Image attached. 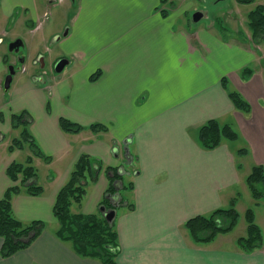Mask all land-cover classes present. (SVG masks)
Returning a JSON list of instances; mask_svg holds the SVG:
<instances>
[{"label": "crops", "instance_id": "1", "mask_svg": "<svg viewBox=\"0 0 264 264\" xmlns=\"http://www.w3.org/2000/svg\"><path fill=\"white\" fill-rule=\"evenodd\" d=\"M34 6L40 7L38 0H0V38L11 41L20 36L30 44L29 65L39 42L44 46L49 40L45 28L28 26L24 7ZM160 9L158 0H82L69 19L68 37L58 43L56 58L64 55L70 61L66 73L50 86L51 92L27 80L13 100L11 106L18 105L15 112L24 113L41 156L29 146L27 151L9 152L13 137L2 145L0 200L15 184L7 167L21 162L16 161L21 155L24 160L31 157L43 194L15 196L13 214L24 223L42 221L46 227L27 249L7 258L0 255V264H101L78 256L55 236L56 196L82 154L98 160L103 169L88 183L85 199L73 205V213H99L109 185L105 167L123 171L124 185H132L130 194L122 190V183L118 190L121 199L126 196L133 204L130 211H116L118 264H264V245L246 254L227 235L219 237L227 241L221 245L218 239L197 244L184 228L187 220L217 209L234 207L239 215L248 209L241 207L251 195L244 183L245 167L235 154L240 148L223 140L205 150L198 133L210 120L231 124L241 136L240 147L241 141L248 147L242 159L264 168L263 83L255 75L241 79L253 53L239 43L222 41L213 21L189 30L184 24L176 26L171 16H161ZM223 77L251 104L253 122L235 113L221 84ZM60 119L84 130L63 132ZM93 124L104 125L106 131L89 130ZM263 204L264 200L257 208Z\"/></svg>", "mask_w": 264, "mask_h": 264}, {"label": "trees", "instance_id": "2", "mask_svg": "<svg viewBox=\"0 0 264 264\" xmlns=\"http://www.w3.org/2000/svg\"><path fill=\"white\" fill-rule=\"evenodd\" d=\"M165 2L167 0H161ZM238 4H253L256 0H235ZM165 15V12L163 13ZM248 27L252 35L258 36L264 31V7L256 6L248 13ZM244 78L248 79L252 71L245 69ZM222 86L228 88V80L223 78ZM232 103L239 111L249 112L248 103L241 95L231 90L228 93ZM60 129L63 132L80 133L84 127L73 123L67 119L59 120ZM12 128L19 131L13 137L8 151L12 152L23 148L22 138L28 142L29 149L35 156H41L36 145L33 143L28 132L24 113L12 115ZM89 130L98 133L106 131V127L101 124L89 126ZM239 138L237 132L229 125H220L216 120H210L199 129L198 140L205 150H212L219 146L223 140H236ZM241 150L240 152H243ZM46 161L48 157H43ZM103 169L101 163L82 154L75 163L66 183L59 189L55 204L53 206V216L57 220L58 227L55 236L70 245L72 250L82 258H91L100 261L101 264H117L116 258L119 254L120 246L118 234L115 228V221L109 224L100 213L83 214L73 213V205H80L87 194L89 182H95ZM108 176V188L105 195H114L115 184L122 183V190L126 194L132 191V185H124L123 176L118 169L105 167ZM264 168L255 166L247 182L252 196L256 202L264 197ZM6 174L15 183L10 186L0 200V238L2 246L0 255L3 258L10 257L15 253L27 249L45 230V223L42 221H31L24 223L18 220L13 214V199L15 196L25 193L31 196L43 194V187L36 182L37 170L32 165V158L27 157L24 162H12L6 169ZM107 209H114L113 205L104 197L100 203ZM125 207L129 211L133 209L126 196L119 202V209ZM247 222V229L244 236L237 238L236 244L243 252H250L261 248L263 235L260 227L255 222L254 210L247 209L244 214ZM240 215L238 211L231 207L229 209H217L208 215H198L187 220L184 228L197 244H206L219 235L230 233L237 225Z\"/></svg>", "mask_w": 264, "mask_h": 264}, {"label": "rangeland", "instance_id": "3", "mask_svg": "<svg viewBox=\"0 0 264 264\" xmlns=\"http://www.w3.org/2000/svg\"><path fill=\"white\" fill-rule=\"evenodd\" d=\"M38 1L42 2L41 5H43L44 7V0H38ZM258 5H261L264 7V0H256L255 3L249 4V5L238 4L235 0H169V2L163 8L159 7V9L161 8L159 12L161 16H164V17L171 16V18L175 19L176 26L177 25L181 26V24H184L186 29L190 27L189 30H194L197 27H203V26L207 27L208 26L207 23L209 21L211 22L213 21L215 22L214 25L217 26V30L215 33L216 35L220 37V39H222V41L226 42V44L233 43L234 45L239 43V45L244 46V48L250 49L253 54H251V56L249 57L250 63L247 65V67L249 68L250 71H252V74L250 75L248 79H245L244 75L246 74L241 72V75H242L241 79L244 81H248L251 77H253V75H255L254 79L258 82L263 83L261 93H263L264 95V31L260 35L254 36L252 35V31L248 27V23H249L248 13L251 10L255 9L256 6ZM69 7H70L69 2L66 0L63 7L60 6L58 8H53L50 15L46 17L47 19L46 25H44L43 28H45V34L49 36L47 47L50 50L46 52V50H44L43 48L41 51V48L43 47L41 42H39V44L37 45V51L34 56L36 57L40 53V56L43 57L45 60V63H44L45 69H47L49 73H50V66L56 60L58 47H59V44H56V43L54 46H52L50 44V41L54 36L53 34L56 32L57 29H59V27H61L62 24H68L69 18H67V15L70 12ZM43 11L44 10H41L39 12L42 13ZM164 12H165V15L163 14ZM195 12H202L204 14L203 19H201L197 23H194L192 21V16L194 15ZM210 25H213V24H210ZM60 29L64 31L66 29V25H64ZM26 37L30 39L29 35H27ZM9 38H12V37H9ZM7 43H8V39H4V43L0 47V57L5 52ZM30 46H31L30 44L29 45L27 44V51H25V53L31 52ZM8 65H9V62L7 60L3 61L0 58V133L1 135L5 137V141L0 142V145H1L0 155L2 153V150H1L2 145H4V143L7 142V140H9L10 137H15L19 133V131L12 129V114L19 115L20 112H15L17 110L18 105H15L13 108L11 104L13 100L15 101L19 97V92L22 86L25 85V82L30 79V75H31L30 72L34 71L33 67H31V71H28L27 74L24 73L22 70L17 71L12 78L10 88L8 89V91H4L2 85H3V81L5 80V77L7 74ZM55 75H60V74L56 73ZM223 78H226V77H223ZM223 89L227 93V96H228L229 91L231 90H234L241 95V97L248 103L249 112L244 113L242 111H239L238 109H236V107L232 103L234 106L235 113L237 112V114L243 116L244 119L246 118L248 122L249 121L253 122V120H251V117H252V111L254 110H252L253 108L251 104L241 94V92L237 90L236 87L233 86L229 80H228V88L225 89L223 87ZM11 108H12V111H11ZM256 111H257V108H256ZM226 125H229L231 126V128H233V126L229 123ZM233 130L237 132L236 127L233 128ZM237 134L238 136H240L238 132ZM19 140L21 141V145L23 146L24 150L25 151L29 150L27 149L28 142L26 141V139L22 138V140L21 139ZM237 140L239 139L237 138L236 140H231L234 142H230V143L237 146V148L238 147L240 148L235 152V154L238 155L239 161L244 165L243 168L245 167L244 172L246 176L244 179V183H246L245 185L249 190V195H251L249 196V198L248 196H245L244 200L242 201L241 207L244 204L246 208L252 209L255 211V215L257 216V218L255 219V222L256 224L258 223L259 226H261L264 231V204H263V208L261 207L257 208L263 202L264 197L259 202H256L252 196V193L249 189V185L247 182V179L251 175L253 168L255 166H260V165H257L254 163H253L254 165H251L252 160H248V158L242 159L243 155H246L248 147L247 145L245 146L241 140L240 141L243 146L240 147V142ZM241 150H244V151L240 152ZM16 155L17 154L11 155V158H14ZM250 157H251V153H250ZM16 161L24 162L23 155H21L18 159H16ZM239 166H242V165L239 164ZM237 201L238 199L236 197L233 202L236 203ZM240 213L241 215L238 221L239 223H237L236 227L230 233L224 234V235H227L228 241L235 240L236 242L237 238L244 236L246 233L247 222L245 220V217L242 211ZM219 237H221V235L215 237V239H218L216 240V243H218V245H221L220 243H222L225 240L223 239L220 240ZM263 245L264 244L262 243V246ZM238 249L241 250L239 247ZM253 251L246 253L241 250V252L246 253V254L251 253ZM120 253H121V248L116 258V262H117V259Z\"/></svg>", "mask_w": 264, "mask_h": 264}, {"label": "flooded vegetation", "instance_id": "4", "mask_svg": "<svg viewBox=\"0 0 264 264\" xmlns=\"http://www.w3.org/2000/svg\"><path fill=\"white\" fill-rule=\"evenodd\" d=\"M66 0H44V7L42 4V2L40 3V7H38L37 9H39V11L44 10L42 13L39 12V14L41 15L39 17V19H34L33 16L36 14V6L34 7H24V11H25V15L28 17H30L29 21H28V26L30 27L31 24H33V29H40L41 27H43L46 24V17L50 15L51 11L53 8H58V7H63L64 3ZM69 2L70 5V12L67 15V18L71 19L72 14L74 12V9L77 8L81 3L82 0H67ZM169 2V0L162 2L161 0H158L159 3V7L163 8L167 3ZM38 11V10H37ZM28 17V18H29ZM32 17V18H31ZM204 17V16H203ZM203 19V18H202ZM36 20V21H35ZM69 23V22H68ZM66 25V29L63 31L62 29H60L59 31L55 32L53 35V38L50 41V44L52 46L58 43H61L63 41H65V39L68 37L69 35V24H63V26ZM62 27V26H61ZM39 32V31H38ZM17 40H20L23 44V46H21L20 41H18L19 46L18 47H13L12 50H9V44H11L12 42H15ZM4 43V38H0V47L3 45ZM47 43L48 41L45 43V45L41 48H44V50L49 51L50 49L47 47ZM6 50L5 52L1 55V59L7 60L9 62V65L7 66V75H9L10 73H12V78L15 75V73L17 71L22 70L24 73H28V71H31V67L34 68V71L30 72V79L34 80L37 84L41 85V87L43 89H45L48 92H51L50 86H54L56 83V79L63 75L64 73H66V69L68 68V66L70 65V61L69 59L62 55L58 58H56V60L52 63V65L50 66V73L47 71V69H45V60L43 57L40 56V53L35 57V59L29 64H27V53H25V51H27V44L25 42V40L22 37H16L15 39L8 41L7 45H6ZM51 46V47H52ZM50 47V48H51ZM63 65V69L61 72H57V69L59 68V64ZM56 73H59L60 75H55ZM5 77V78H6ZM29 79V80H30ZM5 81V80H4ZM4 81H3V89H4ZM12 82V79H11ZM11 82L9 85V88L11 86ZM8 88V89H9ZM4 89V91H8ZM23 113V112H21ZM14 115V114H12ZM13 130H15L14 128H12ZM118 172L121 174L122 171L118 169ZM109 176V174H108ZM121 182H117L115 184V189L118 191L120 189V184ZM119 191L116 192L114 195H104V197L110 202V204L113 205L114 209H107V210H115L117 211V209H115V207L117 208L119 205V202L121 201L120 196L118 195ZM100 207V205H99ZM99 209V208H98ZM100 213V212H99Z\"/></svg>", "mask_w": 264, "mask_h": 264}, {"label": "water", "instance_id": "5", "mask_svg": "<svg viewBox=\"0 0 264 264\" xmlns=\"http://www.w3.org/2000/svg\"><path fill=\"white\" fill-rule=\"evenodd\" d=\"M203 16H204V14L202 12H195L194 15L192 16V21L194 23H197L203 18ZM18 41H20V40H17L15 42H12L11 44H9V50H12L13 47H18L19 46ZM20 43H21V46H23L21 41H20ZM63 65H64V63L59 64V68L57 69V72H61L62 71ZM11 79H12V73L7 75V77L5 78V81H4V89L5 90H7L9 88ZM98 210H99L101 216L109 224H111L115 220V216H116V211L115 210H107L104 206H100Z\"/></svg>", "mask_w": 264, "mask_h": 264}]
</instances>
